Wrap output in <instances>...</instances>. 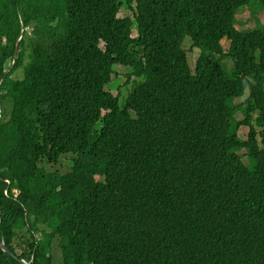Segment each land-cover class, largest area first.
<instances>
[{"label": "trees", "instance_id": "1", "mask_svg": "<svg viewBox=\"0 0 264 264\" xmlns=\"http://www.w3.org/2000/svg\"><path fill=\"white\" fill-rule=\"evenodd\" d=\"M261 9L0 0V241L17 259L264 264Z\"/></svg>", "mask_w": 264, "mask_h": 264}, {"label": "rangeland", "instance_id": "2", "mask_svg": "<svg viewBox=\"0 0 264 264\" xmlns=\"http://www.w3.org/2000/svg\"><path fill=\"white\" fill-rule=\"evenodd\" d=\"M122 14H124L123 11H121L118 14V16H121ZM256 16L260 20V22H264V11L263 10L259 11L258 13H256ZM249 17H250V13H249V10H247V9H244L241 13L236 14L235 15V19L242 21V23H236L235 24V28L242 29V28H246V27L253 26V22L248 21V18ZM223 46L226 47L227 44L226 43H223ZM100 47H102V44H100ZM184 47L187 49L188 48V44H185ZM196 54L197 53L194 50H192L191 52L188 53V61H189V64H190V67L191 68L193 67V61H194V59L196 57ZM116 72L120 75V77H119L120 82H123L125 80V76H123V73H126L127 72V69L126 68H121V69L118 68ZM110 92L113 95H115V93H116V91L114 89H111ZM243 98L244 97L236 100L235 102H240V101L243 100ZM246 132H247V128H241L238 134H239V136L241 138H243L245 136ZM241 158H242V161L244 163H246L245 156H242Z\"/></svg>", "mask_w": 264, "mask_h": 264}, {"label": "clouds", "instance_id": "3", "mask_svg": "<svg viewBox=\"0 0 264 264\" xmlns=\"http://www.w3.org/2000/svg\"><path fill=\"white\" fill-rule=\"evenodd\" d=\"M261 10H263L264 11V9H261ZM260 10V11H261ZM259 12V11H258ZM257 12V13H258ZM248 91L246 90L245 92H244V94H243V96L242 97H244L243 98V100L242 101H240V102H243V101H245L246 99H247V97H248ZM242 97H240V98H242ZM240 98H237L236 100H238V99H240ZM257 117V114H255V113H252L251 114V120H250V124L252 125V127H253V129H254V131H255V139H256V141H257V143H258V145H259V143H260V136H259V132L260 131H263L264 130V126L262 125V124H258V125H256V122H255V118ZM241 128H247V132H246V134H245V136L243 137V138H241L240 136H239V131H240V129ZM249 131H250V126L249 125H247L246 124V126H241L239 129H237L236 130V132H237V138L238 139H240L241 141H245L246 139H247V136H248V133H249ZM226 132H227V129H225L224 131H223V133H222V135H221V138H223L225 135H226ZM238 155H239V160L244 164V165H247L248 163H249V161H248V158H247V156H246V153H245V151L244 150H241L240 152H238L237 153ZM242 156H245V158H246V163H244L243 161H242ZM4 244V243H3ZM7 248V247H6ZM12 253V252H11ZM13 254V253H12ZM14 256V255H13ZM15 257V256H14ZM18 260V262L19 261H21V259H17ZM22 261H24V260H22ZM25 262V261H24ZM20 263V262H19ZM25 263H27V262H25ZM28 264V263H27Z\"/></svg>", "mask_w": 264, "mask_h": 264}, {"label": "water", "instance_id": "4", "mask_svg": "<svg viewBox=\"0 0 264 264\" xmlns=\"http://www.w3.org/2000/svg\"><path fill=\"white\" fill-rule=\"evenodd\" d=\"M0 249H1V251L3 252V253H5V254H7L8 256H10V257H12V258H14V259H16L17 260V258L16 257H14L13 256V254L11 253V251L8 249V248H6V246L3 244V242L2 241H0ZM21 264H27V263H25L24 261H19Z\"/></svg>", "mask_w": 264, "mask_h": 264}]
</instances>
